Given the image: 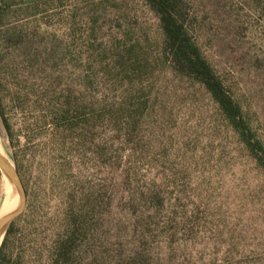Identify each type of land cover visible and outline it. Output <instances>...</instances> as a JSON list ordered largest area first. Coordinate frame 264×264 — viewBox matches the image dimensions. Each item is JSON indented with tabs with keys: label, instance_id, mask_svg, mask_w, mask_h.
Wrapping results in <instances>:
<instances>
[{
	"label": "rangeland",
	"instance_id": "1",
	"mask_svg": "<svg viewBox=\"0 0 264 264\" xmlns=\"http://www.w3.org/2000/svg\"><path fill=\"white\" fill-rule=\"evenodd\" d=\"M184 1L264 144V0ZM35 4L0 0V143L25 190L3 264H264V170L171 70L146 1Z\"/></svg>",
	"mask_w": 264,
	"mask_h": 264
},
{
	"label": "trees",
	"instance_id": "2",
	"mask_svg": "<svg viewBox=\"0 0 264 264\" xmlns=\"http://www.w3.org/2000/svg\"><path fill=\"white\" fill-rule=\"evenodd\" d=\"M35 1L37 4L38 0ZM145 1L158 17L162 32L161 52L171 70L186 75L207 90L223 113L226 121L235 130L258 165L264 170V144L256 137L243 114L241 106L226 89L222 79L191 36L186 24L185 1ZM5 3L9 5L10 2L5 1ZM1 9L2 6H0V12ZM12 226L11 222L6 235L12 230ZM6 239L7 236L0 244V264L5 261L4 247Z\"/></svg>",
	"mask_w": 264,
	"mask_h": 264
},
{
	"label": "water",
	"instance_id": "3",
	"mask_svg": "<svg viewBox=\"0 0 264 264\" xmlns=\"http://www.w3.org/2000/svg\"><path fill=\"white\" fill-rule=\"evenodd\" d=\"M0 173L13 187V190L18 193V204L17 207L6 214H0V243L3 235L9 226L14 216L22 209L25 202V190L20 179V176L15 167L9 162V160L0 153Z\"/></svg>",
	"mask_w": 264,
	"mask_h": 264
},
{
	"label": "bare ground",
	"instance_id": "4",
	"mask_svg": "<svg viewBox=\"0 0 264 264\" xmlns=\"http://www.w3.org/2000/svg\"><path fill=\"white\" fill-rule=\"evenodd\" d=\"M0 153L4 155V150L2 148V145L0 143ZM5 156V155H4ZM5 186L3 187V199L0 205V214H6L11 211H13L18 204V193L13 190V187L11 184L5 180Z\"/></svg>",
	"mask_w": 264,
	"mask_h": 264
}]
</instances>
